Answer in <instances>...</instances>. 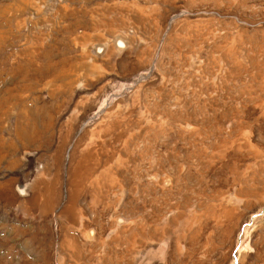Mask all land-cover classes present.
<instances>
[{
  "label": "rangeland",
  "instance_id": "374dc122",
  "mask_svg": "<svg viewBox=\"0 0 264 264\" xmlns=\"http://www.w3.org/2000/svg\"><path fill=\"white\" fill-rule=\"evenodd\" d=\"M0 264H264V0H0Z\"/></svg>",
  "mask_w": 264,
  "mask_h": 264
},
{
  "label": "bare ground",
  "instance_id": "6f19581e",
  "mask_svg": "<svg viewBox=\"0 0 264 264\" xmlns=\"http://www.w3.org/2000/svg\"><path fill=\"white\" fill-rule=\"evenodd\" d=\"M18 10H19V9H18ZM15 11H16V10H15ZM31 113H32V112H31ZM30 121H31V120H30ZM30 121H29V122H30ZM18 129H19V128H18ZM72 195H73V193H72ZM71 197L73 198V196H71ZM74 198H75V197H74ZM70 199H71V198H70ZM71 200H72V199H71Z\"/></svg>",
  "mask_w": 264,
  "mask_h": 264
}]
</instances>
